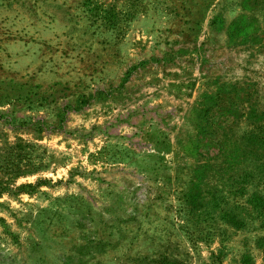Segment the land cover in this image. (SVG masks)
<instances>
[{
    "label": "rangeland",
    "instance_id": "374dc122",
    "mask_svg": "<svg viewBox=\"0 0 264 264\" xmlns=\"http://www.w3.org/2000/svg\"><path fill=\"white\" fill-rule=\"evenodd\" d=\"M0 264H264V0H0Z\"/></svg>",
    "mask_w": 264,
    "mask_h": 264
}]
</instances>
